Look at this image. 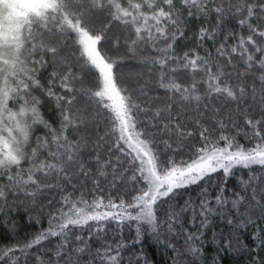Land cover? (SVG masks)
I'll return each mask as SVG.
<instances>
[{
  "label": "snow or ice",
  "instance_id": "6c2138e0",
  "mask_svg": "<svg viewBox=\"0 0 264 264\" xmlns=\"http://www.w3.org/2000/svg\"><path fill=\"white\" fill-rule=\"evenodd\" d=\"M212 14L217 23L201 26L195 39L197 47L212 41L215 55L209 51L201 55L195 49L177 55L175 45L186 37L189 21H207ZM100 16L106 22L97 28L94 21ZM229 16L237 17L248 35L232 32L221 42V24ZM113 26L127 34L125 47L141 54L149 75H156L154 85L164 93L163 104L155 103L159 94L148 96L152 89L147 83L134 92L122 80L121 60L113 55L121 37L109 40ZM229 40L235 43L230 45ZM236 58L245 68L236 75L251 77V88L231 83L228 69ZM49 66L53 71L45 86L39 77ZM181 76L189 82H181ZM57 81L60 94L54 90ZM257 82L261 85L258 116L250 115L254 108L248 104L249 97L256 100ZM37 92L55 99L58 128L42 115ZM215 100L225 106L235 103L247 130L233 122L234 134L230 133L220 109L211 103ZM188 109L196 115L182 120ZM209 111L214 118L211 128L201 120ZM101 120L105 135L85 161L87 137L78 133ZM188 123L198 132L188 130ZM38 127L45 129L43 135L35 134ZM197 135L199 139L190 142ZM92 164L94 169L89 167ZM254 166L264 169V0H26L20 5L5 0L0 4V212L10 197L21 194L35 198L50 190L60 196L59 201H49V206L58 207L49 213L48 227L30 240L0 247V264H21V257L28 264L31 253L52 239L55 247L36 255L37 264H123L126 245L108 239L109 225L115 224L117 234L134 226L133 244L142 243L145 235L159 241L161 235L177 236L176 229L189 212L187 222L198 232L180 233L183 251L170 240L167 247L177 258L190 256L197 264L213 217L219 216L230 229L264 218V180L241 178L232 198L225 195L236 170ZM218 175L219 191L210 197L202 185ZM89 179L92 189L86 193L83 181ZM102 182L115 189V195L105 193ZM193 186L201 188L199 203L189 198L181 207L178 199ZM221 239V250L247 248L238 238L233 242L231 231ZM251 239L264 248V230H254ZM94 242L99 247L93 248ZM218 261L219 257L213 264ZM141 262L148 264L143 253L135 257V264Z\"/></svg>",
  "mask_w": 264,
  "mask_h": 264
},
{
  "label": "trees",
  "instance_id": "16d2710c",
  "mask_svg": "<svg viewBox=\"0 0 264 264\" xmlns=\"http://www.w3.org/2000/svg\"><path fill=\"white\" fill-rule=\"evenodd\" d=\"M187 13H185V17ZM104 16L98 17L94 23L97 28L101 27L103 23H105ZM217 23L216 15L212 14V16L204 21L202 19H192L189 21L187 25V33L184 39L178 40L175 45V53L177 55H183L185 51L190 49H195L201 55L205 53V51L211 52L215 55V47L212 41H205L202 46L197 47V40L195 39V34L198 33L199 28L201 26L211 27ZM235 32L237 34H243L245 37L248 35V29L241 28L237 24V17L229 16L226 17L224 21H222L221 29L218 34V40L223 41L224 36ZM126 33H122L121 29L118 26H113L111 32L109 34V40H112L114 37H121V42L118 51H114L113 55L115 58L120 59L121 62L118 64L119 73L121 74L122 80L126 85L133 86V91L139 85H143L147 83L148 87L152 89L148 92V96L151 98L159 94L161 97L160 100L155 101L157 104H163L164 102V93L162 90L157 92V89L154 85V81L156 80V75H149V69L146 65L140 62V53H136L135 55L125 47V38ZM235 43L234 40H229V44ZM150 53L144 52L143 55H149ZM51 63V57H46ZM53 71V68L49 66L47 70L41 71L40 80L45 86H47V81L49 78V74ZM229 72L232 73L231 83L233 84H246L249 88L253 85V79L251 77L245 76H237L236 73H244L245 68L243 64L239 61V58H236L233 62V67H229ZM190 75V74H189ZM199 78V77H198ZM181 82L188 83V79L184 76L180 77ZM59 81H57V87L54 89L57 94H60V90L58 87ZM257 90V97L255 102L251 97L248 98V104L252 105L254 111L250 113V115H257L258 112L255 111L256 108L259 107V95L261 85L259 82L255 85ZM203 87H201L200 91L203 92ZM39 96L41 99V107L40 111L44 118L51 123L54 127H59V113L56 107V102L54 98H49L44 95L43 92L34 93ZM83 103V102H81ZM214 106L220 109L219 116L224 120L226 124H228L229 132L234 134V129L232 127L233 122L238 124L241 129L247 130L244 128V118L243 115L238 111L235 103H230L225 106L222 100H215L211 102ZM247 110V105H241ZM196 115L191 109L187 110V115L185 116L182 113V120L190 121L191 118ZM201 120L205 122L206 126L214 127V118L212 116V112L209 111L205 116L201 117ZM188 130L196 133L198 132L197 127L192 124H187ZM106 126L101 120L98 124H89L87 130L81 129L78 133L81 137H87V150L85 151L84 160H89L88 152H91L95 149V145L99 142V138L105 135ZM45 129L43 127H38L35 129V134L40 136L43 135ZM71 134V133H70ZM198 135L195 136L190 142L195 143L198 140ZM241 143H245L243 137H239ZM101 154L107 155V151L104 148L99 149ZM44 156H41L43 159ZM27 167V165H25ZM89 167L95 168V165H89ZM111 171V169H109ZM255 176L256 183H260L261 180H264V169L259 166H254L251 169H237L236 175L232 177L228 181V191L225 193L229 199L232 198V190L238 189L241 187L239 181L241 178L243 180H248L249 177ZM85 183V187L83 189L84 192H89L92 189L91 179L87 181H83ZM221 179L219 175L214 177L212 180L203 184L202 187H206L208 189V193L210 197H214L219 189L217 185L221 183ZM101 187L105 189V193L112 192L115 195V189L109 187L107 182H102ZM70 190V189H69ZM201 188L193 186L192 188L184 191L177 203L183 207L184 201L186 199H191L192 201L199 203ZM79 193H77L78 195ZM60 196L55 191H42L37 193L35 198L25 197L23 194L16 197H10L7 201L6 205H3L2 212H0V247H5L10 244H14L17 241L24 242L26 240L32 239L35 235L39 234V232L45 230L48 227L49 213L54 211L57 204H53L49 206L50 200L59 201ZM167 207V206H165ZM243 211V208L241 209ZM257 217H259V212L257 210ZM191 218V213H187L181 222V227L176 229L177 236L172 237L169 236L165 238V236L161 235L159 241L155 236L145 235L142 239V243L133 244L132 240L135 237L134 226L133 228H128L125 226L122 234H117L113 231L115 228V224L109 225L108 231V239L111 241L122 240L126 247L122 252L123 264H129V260L132 261V264H135V257L141 255H145L148 260V264H192V257L190 256H181L176 257V254L172 252L171 249L167 247L169 240L172 244L176 246L177 249L183 251L182 246L184 245V237L180 235L184 229H188L189 232L195 234L198 232V228L191 227L188 224V220ZM257 228L264 230V218L258 219L257 224H249L247 227L240 226L238 229H230L224 222H222L219 216H215L211 219L210 226L205 230L204 237L202 240L203 246V254L202 256L197 258V264H213V260L219 257L218 264H262L264 262V248H258L256 245L259 241H253L251 239L252 233ZM164 232V229H161ZM232 232L233 242L238 238L241 241H244L247 244L246 249L239 250H221L223 248L222 237H227L229 232ZM214 234H216V239H214ZM87 236V232L84 233ZM56 240L52 239L50 241H46L43 247H40L37 251L31 253L28 258V264H37L35 256L43 255L48 249L55 247ZM200 246V245H197ZM99 247L95 242L93 243V248ZM235 258V259H234ZM239 259V260H238ZM24 258L21 257V264H23ZM86 264V262H85ZM143 264V262H141Z\"/></svg>",
  "mask_w": 264,
  "mask_h": 264
},
{
  "label": "rangeland",
  "instance_id": "374dc122",
  "mask_svg": "<svg viewBox=\"0 0 264 264\" xmlns=\"http://www.w3.org/2000/svg\"><path fill=\"white\" fill-rule=\"evenodd\" d=\"M5 0H0V4L4 3ZM9 3L13 5H20L26 2V0H8Z\"/></svg>",
  "mask_w": 264,
  "mask_h": 264
},
{
  "label": "bare ground",
  "instance_id": "6f19581e",
  "mask_svg": "<svg viewBox=\"0 0 264 264\" xmlns=\"http://www.w3.org/2000/svg\"><path fill=\"white\" fill-rule=\"evenodd\" d=\"M235 259V258H234ZM239 260V259H238Z\"/></svg>",
  "mask_w": 264,
  "mask_h": 264
}]
</instances>
